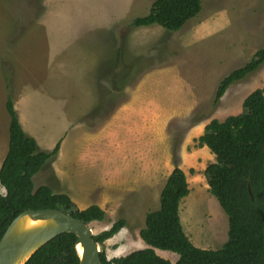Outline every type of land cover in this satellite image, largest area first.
<instances>
[{"label":"rangeland","instance_id":"1","mask_svg":"<svg viewBox=\"0 0 264 264\" xmlns=\"http://www.w3.org/2000/svg\"><path fill=\"white\" fill-rule=\"evenodd\" d=\"M153 1L0 0V164L9 95L39 151L59 143L34 188L64 193L78 210L99 206L105 220L89 224L94 236L126 221L99 247L108 260L147 247L138 232L145 214L159 208L174 166L184 169L189 189L179 209L185 235L200 249L223 246L227 217L203 172L181 158L183 134L238 115L243 99L264 89L263 64L212 106L218 82L264 48V0H202L199 14L176 32L131 27ZM194 141L187 137V151Z\"/></svg>","mask_w":264,"mask_h":264},{"label":"trees","instance_id":"2","mask_svg":"<svg viewBox=\"0 0 264 264\" xmlns=\"http://www.w3.org/2000/svg\"><path fill=\"white\" fill-rule=\"evenodd\" d=\"M202 0H154L148 13L132 20L131 27L159 26L176 32L197 16ZM264 64V48L257 50L242 67L233 70L217 84L212 106L225 91ZM264 89H256L243 99L241 112L222 121L211 119L195 139L196 147H206L215 161L203 176L209 194L227 217V240L218 250L200 249L185 235L180 218L181 201L189 189L184 172L174 166L159 195V208L144 216L139 239L147 246L101 264H264ZM9 115L7 153L0 166V239L11 221L26 210L57 209L85 224L102 222L105 212L97 205L78 210L68 195L54 193L51 187L34 188L33 177L59 150L39 151L36 141L26 136L16 117L10 96L5 103ZM193 173L192 170L189 171ZM126 225L122 218L93 239L99 246ZM154 249L175 253L171 263ZM25 264H79L75 237L61 234L38 249Z\"/></svg>","mask_w":264,"mask_h":264},{"label":"water","instance_id":"3","mask_svg":"<svg viewBox=\"0 0 264 264\" xmlns=\"http://www.w3.org/2000/svg\"><path fill=\"white\" fill-rule=\"evenodd\" d=\"M64 233L75 237L79 264H101L100 246L89 224L57 209L26 210L17 215L0 239V264H25L38 249Z\"/></svg>","mask_w":264,"mask_h":264},{"label":"crops","instance_id":"4","mask_svg":"<svg viewBox=\"0 0 264 264\" xmlns=\"http://www.w3.org/2000/svg\"><path fill=\"white\" fill-rule=\"evenodd\" d=\"M50 25H51V22H47V26H50ZM69 34H71V32H69ZM189 105H190V101H189ZM23 128H24V131L29 130V128L26 127L25 121L23 122ZM198 128L199 129L193 128L191 126V128L189 127L188 131L186 130L184 132V134H183L184 135V143H183V146H181L182 148L179 150V153H180L181 158H185L187 160V164H189L190 169L193 168L195 172H196V170L204 172L206 166L215 161L214 155L211 154L210 151L206 147H201V148L196 147L195 142H194L195 147H192L189 149V151H187V147H188L187 137L190 138V144H191L192 141L197 139L203 132V128H201V129H200V127H198ZM7 146H8V138H7ZM6 153H7V148H6V152L3 153L4 157H5ZM4 157H3V159H4ZM3 159H2V161H3ZM2 161H1V163H2ZM201 163H204V166H200ZM0 166H1V164H0ZM197 166H199V168ZM181 170L184 172V169H181ZM186 179H187V177H186ZM206 187H207V185H206ZM120 190H121L120 193H122L123 196L125 193H128L130 191L128 183L127 182H125V184L122 183ZM207 190H208V187H207ZM179 216H180V213H179ZM154 251L158 255L159 250L154 249ZM160 252L172 255L174 257V261L172 263H175L178 259V256L176 254L171 253V252H164V251H160Z\"/></svg>","mask_w":264,"mask_h":264},{"label":"bare ground","instance_id":"5","mask_svg":"<svg viewBox=\"0 0 264 264\" xmlns=\"http://www.w3.org/2000/svg\"><path fill=\"white\" fill-rule=\"evenodd\" d=\"M78 253L81 254V247L78 245L77 246Z\"/></svg>","mask_w":264,"mask_h":264}]
</instances>
